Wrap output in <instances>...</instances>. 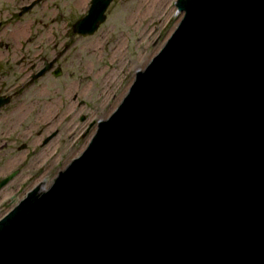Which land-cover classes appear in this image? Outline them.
<instances>
[{
  "label": "water",
  "instance_id": "95a60500",
  "mask_svg": "<svg viewBox=\"0 0 264 264\" xmlns=\"http://www.w3.org/2000/svg\"><path fill=\"white\" fill-rule=\"evenodd\" d=\"M174 7L86 147L0 218V264H264V0Z\"/></svg>",
  "mask_w": 264,
  "mask_h": 264
},
{
  "label": "flooded vegetation",
  "instance_id": "af4514ba",
  "mask_svg": "<svg viewBox=\"0 0 264 264\" xmlns=\"http://www.w3.org/2000/svg\"><path fill=\"white\" fill-rule=\"evenodd\" d=\"M39 1L29 0L20 4L18 10L8 11L10 17L13 15L12 12L15 13L13 23ZM97 1L99 5L106 3L104 15L108 6L114 2V0ZM31 3L34 4L23 10ZM91 4L92 0H58L53 5L54 10L49 20L51 24L62 21V29H26V32L17 29L19 35L24 33L20 41H15L19 44L17 50H20L21 42L24 41L26 46L32 43L34 51L31 59L20 57L16 60L5 58V53L9 49L15 52L16 46H13L11 36L18 34H12L7 29L10 21H6L7 17L2 18L1 15H7L8 12L0 10V154L5 159L12 157L19 159L7 173V176L13 174V177L4 185L5 190L12 187L6 185L17 179V176L21 177L22 181L25 180V176H21L20 173L26 170L28 156L44 154L46 160L54 158L57 160L62 156L66 160H72L86 147L97 123L107 118L105 115L103 120L94 121L89 117L90 96L87 93L89 87L85 83L83 85L82 81L86 78L78 75L73 81V72L70 71L73 61L69 54L75 38L90 35L75 33V24L88 14ZM84 66L82 64L80 68L84 69ZM11 76L15 79L13 84ZM32 88L41 92L36 94L37 98L30 101L29 105H24L23 100L18 103L17 97H21ZM42 88L44 96L40 90ZM73 88L79 89L78 95L73 92ZM49 93L50 96H47ZM31 114L34 115L33 122L26 123V117ZM27 139L34 142L29 150H26L25 146ZM76 142L79 146L81 142V147L77 150H75ZM25 195L26 186H16L13 192L4 197L5 203L3 208L0 207V218ZM2 201L0 200V205Z\"/></svg>",
  "mask_w": 264,
  "mask_h": 264
},
{
  "label": "rangeland",
  "instance_id": "374dc122",
  "mask_svg": "<svg viewBox=\"0 0 264 264\" xmlns=\"http://www.w3.org/2000/svg\"><path fill=\"white\" fill-rule=\"evenodd\" d=\"M28 1L0 0V10H6L7 12L18 10L20 4ZM57 1L40 0L30 11L22 14L15 23L12 20L13 15H15L14 12H12L13 15L10 13L12 17H10L9 12L7 15H1L2 18L7 17L6 21H10L7 29L12 34H18V36H11L12 44L16 46L15 52L9 49L5 53V58H10L11 60H16L20 57L24 59L32 58V52L34 51L32 43L26 46L23 41L21 42L20 50H17L19 44L15 41H20L24 34L19 35V30L17 29L25 32L26 29H62V21L51 24V20H49L54 10L53 5ZM152 1L114 0L108 6L104 20L98 25L96 31L86 35L84 38H75L74 40L69 54L72 56L73 61V67L70 70L73 72L72 80L74 81L78 75L82 76V78L85 76L86 79L82 81L83 85L85 83L89 87V91H86L90 96L89 117L94 121L103 120L105 115L107 117L111 113L116 104H118L119 97L126 93L133 80L135 71L142 70L145 67L150 58L165 43L180 18L181 14L174 7L175 0H160L161 2L157 4L152 3ZM82 64L85 65L84 69L80 68ZM14 82L15 79L11 76V83L13 84ZM40 90H42L43 94L44 89ZM78 90L73 88V92L76 95H78ZM39 93L41 92L35 88L27 90L26 94L17 97V102L23 100L24 105H29V102L37 98L35 96ZM47 96H50V93ZM33 119L34 115H28L26 123L33 122ZM25 143L26 150H29L34 144L31 139H27ZM79 147H81V142L80 146L76 142L75 150ZM13 158L5 159L0 154L1 181L9 176H7V173L12 170L14 163L19 160ZM69 160H66L63 156L57 160L56 158L46 160L44 154H39L35 157L28 156L26 159V170L20 173L21 176H25V180L22 181V178L17 176V179L6 185L12 187L5 190L4 184L2 186L4 189L0 188V200H3L0 207L3 208L4 197L13 192L16 186H26V192L39 184H42L41 188L46 189L57 172L61 171Z\"/></svg>",
  "mask_w": 264,
  "mask_h": 264
},
{
  "label": "bare ground",
  "instance_id": "6f19581e",
  "mask_svg": "<svg viewBox=\"0 0 264 264\" xmlns=\"http://www.w3.org/2000/svg\"><path fill=\"white\" fill-rule=\"evenodd\" d=\"M162 1H163V0H162ZM153 2H154V4H157L158 2H161V1H160V0H159V1H157V0H153V1H152V3H153ZM179 13H180V12H179ZM180 14H181V13H180ZM20 30H21V29H20ZM138 71H141V70H138ZM123 96H124V94H123L121 97H119V99H118V102H117V103H119V102H120V100H121V98H122ZM117 105H118V104H116V106H117ZM116 106H115V107H116ZM115 107H114V108H115ZM114 108H113V109H114ZM100 122H101V121H100ZM66 166H67V165H66ZM66 166H65V167H66ZM65 167H64V168H65ZM64 168H63V169H64ZM63 169H62V170H63ZM56 175H57V174H56ZM51 182H52V181H51ZM50 184H51V183H50ZM39 190H40V191H43L44 189L40 187V189H39Z\"/></svg>",
  "mask_w": 264,
  "mask_h": 264
}]
</instances>
